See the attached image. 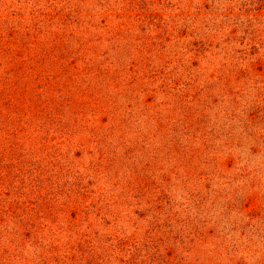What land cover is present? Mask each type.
Segmentation results:
<instances>
[{"label":"rangeland","instance_id":"obj_1","mask_svg":"<svg viewBox=\"0 0 264 264\" xmlns=\"http://www.w3.org/2000/svg\"><path fill=\"white\" fill-rule=\"evenodd\" d=\"M0 264H264V0H0Z\"/></svg>","mask_w":264,"mask_h":264}]
</instances>
